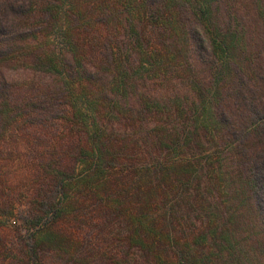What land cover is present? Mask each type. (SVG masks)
<instances>
[{"label":"rangeland","instance_id":"rangeland-1","mask_svg":"<svg viewBox=\"0 0 264 264\" xmlns=\"http://www.w3.org/2000/svg\"><path fill=\"white\" fill-rule=\"evenodd\" d=\"M41 2L35 7L39 16L43 13L45 2L58 13H50L53 20L50 19V25L42 24L41 33L14 46L15 52L11 57L5 62H0V78L10 83L15 100L24 104L38 99L43 89L54 94L61 87L66 96L58 99V103L61 108L68 110V114L62 112V117L56 120L49 115L30 114L27 117L26 113H23L2 134L0 264H15L9 255L14 250L11 244L17 242L19 236L29 230L30 226L26 225L25 218L29 217L31 211H35V202L41 201L39 194L43 190H50L52 175L57 171L69 173L79 187L75 189L77 185L74 186L67 194L63 205V218L51 229L60 241L54 247L47 244L48 248L52 249L46 253L45 264H65V259H71L76 251L82 250L91 258L88 244L90 240L93 244L91 249L95 248V253L103 249L113 257L118 251L117 246L124 241L125 233L128 234L135 228L133 224L136 220L143 224L145 222L144 226L153 229V236L164 237L167 243L173 242L174 245L196 249L197 256L205 254L209 261L212 257L215 262V244H219V241L213 239L212 211L217 213L216 201L221 202L220 205L226 204L227 198L231 199L233 195L229 188L230 181H226V169H219L217 164H214L213 168H206L190 186V194H184L182 190L178 191V187L187 176L179 173L183 165L197 160L190 154L196 152L194 145L193 149L172 148L176 149L175 152L165 146L156 145L160 137L165 140V144L176 142L173 134L185 128L189 114L193 113L197 105L194 93L190 91L189 74H182V71L178 70V62H173L172 67L165 71H161L158 64L148 65L149 57L152 60L158 58L155 51L165 53V50L162 44L160 46L157 40H154L150 25L145 29L146 37H141L142 45L137 44L138 34L131 27L134 28L135 25L139 31L143 29V21L140 9L132 7V0ZM31 20L35 22L33 26L38 27L45 19L40 22L36 21L38 17ZM74 22L78 27L72 32V47H65V40L58 36V31L62 26L71 27ZM259 23L261 22H250L253 38H260ZM54 26L55 30H52ZM148 39H152L151 42ZM135 45L138 47L136 51ZM139 50L144 55H138ZM103 54L113 57V60L105 61ZM74 56L82 58L79 62L81 66L99 69L103 84L107 87L87 80L70 79L66 74L71 67L67 72L64 68L68 67L66 62L75 58ZM119 58L125 66L117 61ZM125 58H128V61L124 62ZM140 59L146 64L145 68L139 66ZM41 61L45 62L47 67H43ZM101 65L105 68H101ZM128 68L139 70L140 73L132 75L131 78L132 82L139 86L142 96H160L164 99L159 106L146 113L144 121L132 118L131 121L138 122L134 126L126 124L125 115L135 104L136 92L135 88H131L132 83H129L130 86L126 89H121L126 90V96L117 98V94L112 93L117 86L115 78L118 79L122 70ZM63 83L66 87L62 86ZM109 98L120 102L111 114L110 108L108 109V105H111ZM76 110L88 113V120L96 122L97 127L103 131L100 135L111 138L113 154H119L118 160L114 162L115 167L105 173L110 186L116 190L115 196L104 194V188H99L103 183L95 181L87 186L84 183V180H87L84 179L87 172L82 161L87 155L80 152L82 148L89 149V136L84 132L85 121L81 116H76ZM183 112L186 114L184 119ZM207 123L201 120L200 131L203 130V124ZM123 143L127 145L121 146ZM204 145L206 146V143ZM213 152L211 150L208 153L212 155ZM157 159L169 162L168 166L164 164L168 173L159 171V174L157 172L153 175L151 168H155ZM212 160L214 158L208 162ZM134 166L140 168L141 173L146 169L151 170L150 175L146 174L147 181L157 190L150 198L144 192L120 193L121 195L118 193L133 186L131 183L137 177H126L122 171L128 174ZM72 168H75V175L71 172ZM171 182L175 186L170 187L168 184ZM225 190L228 193H225ZM124 197L127 198L126 201ZM108 200H114L115 204L124 200L123 212L114 216L110 212L114 211V207L107 206ZM231 200H235V195ZM153 201L155 203L150 206ZM110 218L112 219L109 220ZM221 234L218 230V235ZM226 245L224 243L225 247ZM8 247H11V250H7ZM18 258L21 260L22 257ZM213 261L211 264H215ZM246 261L251 264L249 260ZM82 262L84 263L75 264H87L85 259ZM91 262L94 264V261ZM70 264H74V261Z\"/></svg>","mask_w":264,"mask_h":264},{"label":"trees","instance_id":"trees-1","mask_svg":"<svg viewBox=\"0 0 264 264\" xmlns=\"http://www.w3.org/2000/svg\"><path fill=\"white\" fill-rule=\"evenodd\" d=\"M41 1L0 0V62H5L11 57L15 52V45L41 33L42 24L50 25L52 15L58 12L52 10L45 2L43 13L39 16L35 7ZM132 4L134 9H140L142 13L140 15L143 29L138 31L137 26L131 27L138 34L137 44L142 45L141 37H146L145 29L150 25L156 30L154 32L151 29L154 40H157L158 45L162 44L165 50V53L155 51L158 58L152 60L149 57L148 65L158 64L161 71H165L172 67L173 62H178V70L191 77L190 91L194 93L197 105L193 113L189 114L185 128L173 134L176 142L165 144L161 137L156 142L157 146H165L173 152L176 149L172 148L193 149L192 145L196 149V152L192 150L193 153L190 154L197 160L183 165L179 173L187 176V179L179 183L178 191L190 194V186L198 174L217 164L219 169H226V181H230L229 188L231 194L235 195V200H231L232 195L231 199L227 198L226 204L220 205L221 202L216 201L217 213L212 211L213 239L219 241V244H215V262L212 257L209 261L205 254L197 256L196 249L174 245L169 241L170 245L165 242L164 237L153 236V229L144 226L145 222L143 224L136 220L133 224L135 228L128 234L125 233L124 241L117 246L118 251L113 257L103 249L95 253V248L91 249L93 244L90 240L88 244L91 258L83 250L76 251L71 259H65V264L72 261L74 264L84 263V259L87 264H92L91 261H94V264H211V261L215 264H248L246 260L251 264H264V0H132ZM37 17L38 22L45 20L35 27V22L31 19ZM258 21L261 22L260 38H253L250 22ZM75 22L71 27L62 26L58 31V36L65 40V47H72V32L78 27ZM52 28L55 30V26ZM151 40L148 39L150 42ZM134 49L136 51L138 47L135 45ZM137 54L144 55L140 50ZM74 57L66 62L68 67L64 68L67 72L71 67L66 74L70 79L87 80L107 87L103 84L99 69L81 66L79 62L82 58ZM103 58L105 61L113 60V57L107 54H103ZM117 61H120V58ZM126 61L128 58H125L124 62ZM120 63L125 66L122 61ZM40 64L47 67L43 61ZM139 66L145 68L146 64L140 59ZM101 68L105 66L101 65ZM138 71L137 68L122 70L119 78L114 80L117 86L112 91L117 94V98H122L126 96V87L132 83L131 88H135L136 92L135 104L125 115L126 124L133 126L138 122L131 121L132 118L144 121L146 113L164 101L160 96L141 95L139 86L136 82L133 83L131 78L132 75L139 74ZM62 86L66 87V84L63 83ZM122 88L125 89L121 91ZM12 91L10 83L1 77L0 139L3 132L23 113H26L27 117L30 114L49 115L56 120L62 117V112L68 114V110L61 108L58 103V99L66 96L61 87L54 94L43 89L38 99L28 104L16 101ZM109 102L111 105H108V109L110 108L111 114L120 102L110 98ZM183 113L182 119L186 118L185 112ZM86 114L88 113L76 110V116L84 119V132L89 136V149L82 148L80 152L87 155L82 161L87 172L84 175V179H87L84 183L86 186L95 181L103 183L99 188H104V194L115 196L116 190L110 186L105 173L115 167L114 162L118 160L119 154H113L111 138L100 135L103 131L97 127L96 122L89 121V115ZM202 119L208 123L203 124V130L200 131ZM126 145L123 143L121 146ZM211 150L214 151L212 155L208 153ZM212 158L214 160L208 162ZM162 159L164 161V157ZM163 161H155V168H151L153 175L157 172L159 174V171H167L165 165L168 166L169 162ZM133 168L128 174L122 171L126 177H137L131 183L133 186L118 193L144 192L150 198L157 190L147 181L146 174L150 175L151 170L146 169L141 173L140 168ZM71 172L75 175V168H72ZM73 178L63 171L52 175L50 190H43L39 194L41 201L35 202V211H31L29 217L25 218L26 225L30 226L29 230L23 235L19 233L21 235L17 242L11 244L14 248L9 254L12 256V263L45 264L46 253L52 249L48 248V245L54 247L60 241L51 229L63 218L64 200L77 185ZM168 185L175 186L173 182ZM77 187L79 184L75 189ZM225 193L228 191L225 190ZM124 200L127 198L124 197ZM124 200L117 204L114 200L107 201V206L114 207V211H110L114 216L123 212ZM153 203L155 202L150 206ZM218 230L222 232L221 235H218ZM62 240L65 241V238ZM198 242L200 245L201 242ZM224 243L227 244L226 247ZM10 248L7 250H11ZM19 256L22 257L21 260Z\"/></svg>","mask_w":264,"mask_h":264}]
</instances>
